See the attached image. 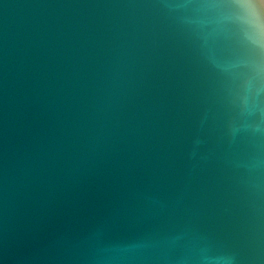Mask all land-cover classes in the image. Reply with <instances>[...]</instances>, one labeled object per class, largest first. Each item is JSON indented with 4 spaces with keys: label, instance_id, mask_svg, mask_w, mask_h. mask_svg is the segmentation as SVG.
Here are the masks:
<instances>
[{
    "label": "water",
    "instance_id": "1",
    "mask_svg": "<svg viewBox=\"0 0 264 264\" xmlns=\"http://www.w3.org/2000/svg\"><path fill=\"white\" fill-rule=\"evenodd\" d=\"M236 15L0 0V264H264V2Z\"/></svg>",
    "mask_w": 264,
    "mask_h": 264
},
{
    "label": "snow or ice",
    "instance_id": "2",
    "mask_svg": "<svg viewBox=\"0 0 264 264\" xmlns=\"http://www.w3.org/2000/svg\"><path fill=\"white\" fill-rule=\"evenodd\" d=\"M264 2V0H262ZM230 7L236 10V17L240 14L245 7L246 0H228ZM251 33V29L249 30ZM245 48L249 53H256L258 55L264 54V33H261L259 38L254 34L244 35Z\"/></svg>",
    "mask_w": 264,
    "mask_h": 264
}]
</instances>
